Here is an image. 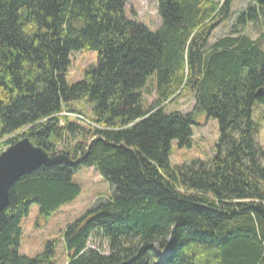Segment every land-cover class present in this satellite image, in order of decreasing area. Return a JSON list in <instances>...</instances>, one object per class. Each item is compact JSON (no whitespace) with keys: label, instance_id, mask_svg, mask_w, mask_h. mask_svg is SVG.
Masks as SVG:
<instances>
[{"label":"trees","instance_id":"trees-1","mask_svg":"<svg viewBox=\"0 0 264 264\" xmlns=\"http://www.w3.org/2000/svg\"><path fill=\"white\" fill-rule=\"evenodd\" d=\"M233 1L158 0L153 32L128 18L125 0H0V154L28 138L52 156L87 155L11 188L0 264H56L55 241L35 258L20 254L21 222L32 205L48 218L75 201L73 175L84 166L111 195L67 227L66 264H264V34L246 32L263 23L264 0L210 44ZM81 51L96 52L97 64L69 85L71 55ZM187 90L193 110L167 112ZM84 98L90 119L72 104ZM203 117L218 121L215 155L172 165V142L190 148Z\"/></svg>","mask_w":264,"mask_h":264},{"label":"rangeland","instance_id":"rangeland-1","mask_svg":"<svg viewBox=\"0 0 264 264\" xmlns=\"http://www.w3.org/2000/svg\"><path fill=\"white\" fill-rule=\"evenodd\" d=\"M255 0H234L230 14L212 32L210 44L230 34L234 28L237 18L249 7L254 5ZM126 12L129 19L146 26L153 32L159 30L162 20L158 12V0H125ZM263 22V23H262ZM262 24H250L247 34L253 38H258L264 34V20ZM237 29V28H236ZM98 55L94 51H81L71 55V67L67 76L69 85H73L84 78L85 71L97 64ZM144 96L150 104L156 98L155 86L151 82L148 84ZM175 100V99H174ZM75 109L83 111L86 118H92L93 106L88 103L86 98L72 103ZM195 105L193 93L189 90L184 91L175 101L166 105L167 112L190 113ZM257 117L261 125V133L258 141L264 147V108L257 110ZM82 124H85L83 121ZM219 138L218 121L214 118H200L197 125L193 126V140L190 148H179L177 141L171 144L170 162L172 165H182L194 160H209L215 155V146ZM0 142V151L4 147ZM73 181L81 188L80 196L70 204L62 206L50 217L44 218L39 214L37 205H32L28 217L21 222L23 236L21 239L20 254L30 258H35L42 253L45 246L55 241L56 264L67 263V253L63 244V235L69 225L80 218L97 200L107 199L111 195L109 184L92 167H81L74 175ZM90 248H97L95 240L90 241ZM107 250V245L104 244ZM157 250V249H156ZM157 253L163 255L157 250Z\"/></svg>","mask_w":264,"mask_h":264},{"label":"water","instance_id":"water-1","mask_svg":"<svg viewBox=\"0 0 264 264\" xmlns=\"http://www.w3.org/2000/svg\"><path fill=\"white\" fill-rule=\"evenodd\" d=\"M86 156L77 160H72L65 154L52 156L35 146L28 138L8 147L0 154V213L9 207L10 190L22 177L41 167L57 165L77 167L85 161Z\"/></svg>","mask_w":264,"mask_h":264},{"label":"built area","instance_id":"built-area-1","mask_svg":"<svg viewBox=\"0 0 264 264\" xmlns=\"http://www.w3.org/2000/svg\"><path fill=\"white\" fill-rule=\"evenodd\" d=\"M65 115H67V114H65ZM78 119H81V117H79V116H76Z\"/></svg>","mask_w":264,"mask_h":264}]
</instances>
